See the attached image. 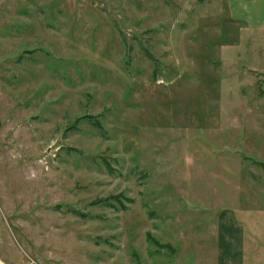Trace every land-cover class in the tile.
I'll use <instances>...</instances> for the list:
<instances>
[{
  "label": "rangeland",
  "instance_id": "obj_1",
  "mask_svg": "<svg viewBox=\"0 0 264 264\" xmlns=\"http://www.w3.org/2000/svg\"><path fill=\"white\" fill-rule=\"evenodd\" d=\"M225 0H0V264H264V31Z\"/></svg>",
  "mask_w": 264,
  "mask_h": 264
},
{
  "label": "crops",
  "instance_id": "obj_2",
  "mask_svg": "<svg viewBox=\"0 0 264 264\" xmlns=\"http://www.w3.org/2000/svg\"><path fill=\"white\" fill-rule=\"evenodd\" d=\"M225 4L231 21L247 29L264 31V0H225ZM219 236V264H245L243 232L235 228H222Z\"/></svg>",
  "mask_w": 264,
  "mask_h": 264
}]
</instances>
